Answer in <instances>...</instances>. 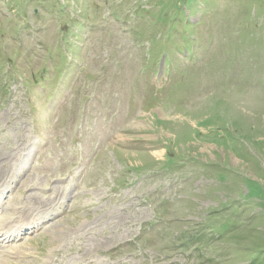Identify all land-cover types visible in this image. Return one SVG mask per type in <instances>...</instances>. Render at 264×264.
Returning a JSON list of instances; mask_svg holds the SVG:
<instances>
[{
  "label": "rangeland",
  "instance_id": "374dc122",
  "mask_svg": "<svg viewBox=\"0 0 264 264\" xmlns=\"http://www.w3.org/2000/svg\"><path fill=\"white\" fill-rule=\"evenodd\" d=\"M0 264H264V0H0Z\"/></svg>",
  "mask_w": 264,
  "mask_h": 264
},
{
  "label": "bare ground",
  "instance_id": "6f19581e",
  "mask_svg": "<svg viewBox=\"0 0 264 264\" xmlns=\"http://www.w3.org/2000/svg\"><path fill=\"white\" fill-rule=\"evenodd\" d=\"M25 222V221H24ZM14 228H16V227H14V226H11L10 225V222L8 223H6L5 224V226H3L2 227V229H1V231H4V232H8L9 231V233L11 234L13 231H14ZM19 228V227H18ZM21 228V227H20ZM12 235V234H11Z\"/></svg>",
  "mask_w": 264,
  "mask_h": 264
}]
</instances>
